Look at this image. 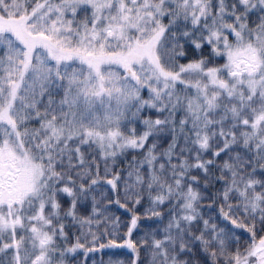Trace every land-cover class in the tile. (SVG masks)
<instances>
[{
	"label": "snow or ice",
	"instance_id": "1",
	"mask_svg": "<svg viewBox=\"0 0 264 264\" xmlns=\"http://www.w3.org/2000/svg\"><path fill=\"white\" fill-rule=\"evenodd\" d=\"M0 264H264V0H0Z\"/></svg>",
	"mask_w": 264,
	"mask_h": 264
}]
</instances>
